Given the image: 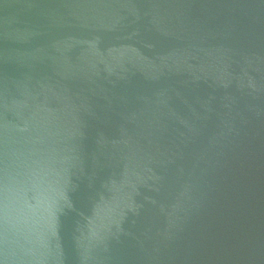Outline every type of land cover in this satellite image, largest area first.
Here are the masks:
<instances>
[{
    "label": "water",
    "instance_id": "1",
    "mask_svg": "<svg viewBox=\"0 0 264 264\" xmlns=\"http://www.w3.org/2000/svg\"><path fill=\"white\" fill-rule=\"evenodd\" d=\"M0 264H264V0H0Z\"/></svg>",
    "mask_w": 264,
    "mask_h": 264
}]
</instances>
